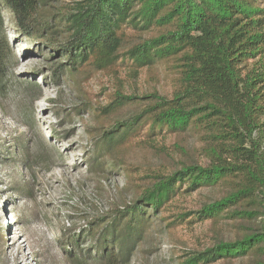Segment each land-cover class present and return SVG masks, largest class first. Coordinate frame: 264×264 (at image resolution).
I'll list each match as a JSON object with an SVG mask.
<instances>
[{"label":"trees","instance_id":"1","mask_svg":"<svg viewBox=\"0 0 264 264\" xmlns=\"http://www.w3.org/2000/svg\"><path fill=\"white\" fill-rule=\"evenodd\" d=\"M3 6L48 51L54 78L114 79L104 103L73 111L93 120L89 174H122L131 200L67 239L71 264H129L154 228L206 222L211 242L178 264H264V0H0V89ZM121 72L151 88L126 94ZM169 139L171 151L157 145ZM201 190L215 198L177 204Z\"/></svg>","mask_w":264,"mask_h":264},{"label":"rangeland","instance_id":"2","mask_svg":"<svg viewBox=\"0 0 264 264\" xmlns=\"http://www.w3.org/2000/svg\"><path fill=\"white\" fill-rule=\"evenodd\" d=\"M1 15L10 61L0 89V264H71L67 239L131 200L122 174H89L85 129L93 120L88 111L79 117L73 111L87 101L104 103L114 79L103 74L88 82L59 74L54 78L48 51H38L37 43L19 32L8 8L3 6ZM117 80L126 94L151 88L144 73L121 72ZM159 89L168 91L165 85ZM171 143L157 145L171 151ZM146 159L155 163L156 157L141 160ZM213 198L209 190H201L176 202L195 210ZM210 239L209 222L172 234L154 228L129 264H178L184 253L202 249ZM84 240L77 251L90 245L85 234Z\"/></svg>","mask_w":264,"mask_h":264}]
</instances>
